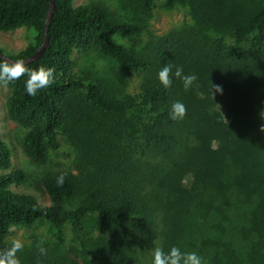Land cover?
<instances>
[{
	"label": "trees",
	"instance_id": "obj_1",
	"mask_svg": "<svg viewBox=\"0 0 264 264\" xmlns=\"http://www.w3.org/2000/svg\"><path fill=\"white\" fill-rule=\"evenodd\" d=\"M53 1L48 43L25 65L51 68L52 82L36 96L24 90L27 75L0 84L9 89L6 116L29 159L45 164L62 134L73 168L43 172L33 182L40 200L14 191L28 177L12 169V151L0 140V253L12 246L11 229L48 224L61 242L69 227L72 239L38 264H138L151 241L165 252H196L204 264H264V0L237 14L223 0H164L168 11L187 9L189 23L149 33L140 49L108 35L138 36L146 22L140 14L149 16L154 0H138L127 20L101 1ZM49 7L47 0H0V32L34 33L5 55L23 60L37 51ZM92 48L120 76H139L136 91L77 78L74 53ZM165 65L172 67L167 89L157 79ZM177 67L197 77L188 90L173 75ZM212 84L223 95L212 96ZM177 101L186 114L173 120Z\"/></svg>",
	"mask_w": 264,
	"mask_h": 264
},
{
	"label": "rangeland",
	"instance_id": "obj_2",
	"mask_svg": "<svg viewBox=\"0 0 264 264\" xmlns=\"http://www.w3.org/2000/svg\"><path fill=\"white\" fill-rule=\"evenodd\" d=\"M91 1L103 2L109 7L112 13L124 20H127L128 16L133 14L138 3V0H74L73 4L79 5ZM163 3L164 0H154V8L150 15L140 14L141 17L146 18V22L143 23V30L138 36L127 38L108 35V38L123 43L133 49H140L147 40L149 33L159 35L189 23L187 9L178 8L168 11L164 8ZM253 3L252 0H223L222 5L228 12L237 14L250 9ZM33 35V31L25 28H19L11 32H0V49L4 54L13 55L32 41ZM74 59L76 61L74 75L77 78L92 81L97 79L108 81V83H105L112 86L113 90H117L118 93L124 91L131 93L136 91L140 81L139 76L130 78L120 76L113 61L102 55L97 49L92 48L84 52L75 51ZM78 92V89L74 90V94H78ZM8 95L9 89L0 84V140L5 141L12 151V169L22 170L28 177L26 184L19 186L13 185L11 189L17 192L30 193L40 200L39 193L35 191L33 182L40 178L46 170L68 166L73 168L71 163L75 153L73 147L69 146L65 142L63 135L60 134V148L50 152L49 159L45 164H34L26 155L19 142L20 132L18 128L6 116L5 100ZM61 236L64 242L60 241L57 231L54 228L48 224H39L32 229H11L8 240L11 243L14 240H19L23 244V247L18 251V254L26 258L28 262L32 258L33 263L38 264L42 254L47 253V251L49 254H53L57 248L60 249L57 252H63L67 249V244L72 239V231L68 227L63 230ZM155 248V241H151L147 246L139 249L138 264H148Z\"/></svg>",
	"mask_w": 264,
	"mask_h": 264
},
{
	"label": "clouds",
	"instance_id": "obj_3",
	"mask_svg": "<svg viewBox=\"0 0 264 264\" xmlns=\"http://www.w3.org/2000/svg\"><path fill=\"white\" fill-rule=\"evenodd\" d=\"M171 72L172 67L170 65H165L157 73V79L165 89L172 85V79H170ZM24 75L28 76L24 85L26 94L29 96H36L39 90L47 88L52 82L53 70L45 67L28 70L23 61L11 64L8 62L0 63V83L7 85L18 80ZM173 75L180 79L185 90H188L197 79L195 74L184 75L183 69L180 67L176 68ZM214 93L223 95L222 85L212 84L210 94L213 96ZM262 113H264V111H262L260 115ZM185 114L186 107L183 103L177 101L172 104L170 113L171 119H183ZM259 131L264 133V124L261 125ZM64 179L65 178L63 176H60L56 181L57 185L62 186ZM22 247L23 244L19 240H14L11 248L0 253V264H19L16 254L22 249ZM151 264H204V261L203 258L196 252H182L179 247L172 246L167 252H165L162 248H155L152 253Z\"/></svg>",
	"mask_w": 264,
	"mask_h": 264
},
{
	"label": "water",
	"instance_id": "obj_4",
	"mask_svg": "<svg viewBox=\"0 0 264 264\" xmlns=\"http://www.w3.org/2000/svg\"><path fill=\"white\" fill-rule=\"evenodd\" d=\"M49 2V12H48V16H47V19H46V22H45V29H46V34H45V38H44V41L43 43L40 45V47L37 49V51L32 54L31 56H29L28 58L26 59H23V60H16V59H13L7 55H5L3 52L0 51V57L9 62L10 64L11 63H15V62H18V61H23L24 64H28L30 62H33L35 61L44 51L47 43H48V35H47V27H48V24H49V21H50V18L52 16V13H53V9H54V1L53 0H47Z\"/></svg>",
	"mask_w": 264,
	"mask_h": 264
}]
</instances>
